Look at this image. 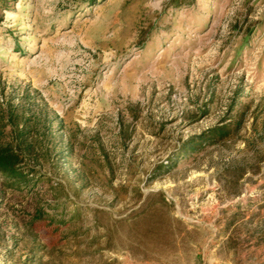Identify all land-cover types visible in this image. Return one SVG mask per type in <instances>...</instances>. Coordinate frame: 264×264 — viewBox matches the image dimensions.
Listing matches in <instances>:
<instances>
[{
	"label": "rangeland",
	"instance_id": "obj_1",
	"mask_svg": "<svg viewBox=\"0 0 264 264\" xmlns=\"http://www.w3.org/2000/svg\"><path fill=\"white\" fill-rule=\"evenodd\" d=\"M174 1H0V264H264V0Z\"/></svg>",
	"mask_w": 264,
	"mask_h": 264
},
{
	"label": "trees",
	"instance_id": "obj_2",
	"mask_svg": "<svg viewBox=\"0 0 264 264\" xmlns=\"http://www.w3.org/2000/svg\"><path fill=\"white\" fill-rule=\"evenodd\" d=\"M0 1L4 2L5 0ZM178 1L181 0H175L173 3L174 6L179 4ZM189 1V3H192L195 0ZM230 110H233V106ZM233 114L234 115L229 118L231 119L229 123L215 125L200 134L190 136L181 143L179 152L185 156L207 144L230 139L231 134L238 131L244 122L242 111L238 110ZM24 154L25 152L20 147H16L10 143H0V176L2 177L3 187L5 189L21 191L25 188H30L37 182L34 175V168L23 165L25 160V158H23ZM50 209L55 211L50 212L43 206L36 208L35 213L31 217V225L43 222L47 219L50 223L68 225L80 219L82 213V210L78 208L74 213L68 214L58 209L57 206H52Z\"/></svg>",
	"mask_w": 264,
	"mask_h": 264
}]
</instances>
